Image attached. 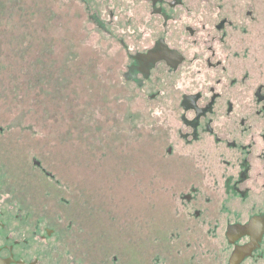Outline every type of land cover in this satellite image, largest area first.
<instances>
[{"label":"flooded vegetation","instance_id":"flooded-vegetation-1","mask_svg":"<svg viewBox=\"0 0 264 264\" xmlns=\"http://www.w3.org/2000/svg\"><path fill=\"white\" fill-rule=\"evenodd\" d=\"M111 6L123 27L112 85L150 102L141 141L159 163L144 201L116 233L94 228L88 191L51 152L79 133L51 137L29 93L2 98L0 264H264V0Z\"/></svg>","mask_w":264,"mask_h":264},{"label":"rangeland","instance_id":"rangeland-1","mask_svg":"<svg viewBox=\"0 0 264 264\" xmlns=\"http://www.w3.org/2000/svg\"><path fill=\"white\" fill-rule=\"evenodd\" d=\"M102 1L54 0L57 11L63 14L59 15L60 20L57 19V21L60 22L58 23L60 26L63 23L69 26V28L64 26V29L60 30V34L58 31V38L62 40L67 35V31L72 29L66 42L69 41L73 44L80 37L76 36L79 34L75 31L77 28L82 27L87 32L81 36L84 41L77 46V50L75 51V45H72L71 49L68 46V51H72L76 61L78 58H83L84 65L81 62L79 70L84 69L86 60L90 63H93L94 60L98 62L96 71L101 74H99L98 89L96 86H61L59 93L62 94V97L47 100V104L57 108L47 109L45 106L42 109L41 102L45 103L43 96L46 95L48 87L54 88L52 86H26L27 91L25 86L24 88L25 93H29L30 115L46 116L45 131L52 133L51 137L59 131L68 132V136L73 131L79 133L77 145L61 144L52 148L51 152L61 161L66 160L68 165L73 168L74 179L78 177L79 184L84 185L90 196L89 201L94 205L91 225L106 235L108 231L116 233L119 230L121 216L125 210L135 211L139 204L143 203L144 199L140 196L137 188L141 186L145 190L150 187L149 181H151L154 170L158 168L159 162L154 156L152 144L146 140L141 141L146 136L142 127L153 124L150 115H146L149 113L143 111L141 105L143 102H150L146 100L147 98L141 97V93L135 86L112 85L114 77L109 71L110 64L112 63L115 68L119 67L120 61L115 62L121 58L116 35L110 33L109 25L108 27L104 26L108 20ZM13 2L14 0H0L2 18H4H0V34L10 37V40L9 38L5 39L4 45L0 44V47H3L4 50L11 47L10 51L4 52L3 59L0 56L1 66L9 64L10 56L8 55L11 52L17 57L14 61L15 65L16 59L23 61L24 54L27 55L25 53L27 38L24 29L26 17L24 18V14L19 12L12 13L10 4L16 7L12 4ZM97 13L100 17L96 16ZM11 17L14 18V24L15 17L18 19L15 24L19 27L20 35L18 37L15 31V35L12 34L14 26L10 29L13 24ZM5 58L6 60L3 61ZM103 73L105 75H102ZM96 94H99L98 98L93 97ZM70 97L73 102L68 100L71 99ZM27 99L28 97H25V100ZM34 105H36L35 108ZM17 108L16 104V114H23L22 108L20 111H17ZM33 121H36L38 125L42 123V120L31 119V124ZM38 130L39 128L34 131L32 129L33 132ZM118 149L123 150L118 152ZM156 201L159 207L152 210L166 211L163 207L164 203L161 200ZM110 215L115 216V219H111Z\"/></svg>","mask_w":264,"mask_h":264},{"label":"trees","instance_id":"trees-1","mask_svg":"<svg viewBox=\"0 0 264 264\" xmlns=\"http://www.w3.org/2000/svg\"><path fill=\"white\" fill-rule=\"evenodd\" d=\"M12 4L16 6L13 7L10 4L11 8H9L12 10V13L14 12L15 14V12H19L24 14V18L26 17V26L24 29L27 38V48H25V53L27 55L25 56L24 54L23 61L16 59V65L14 64V61L17 57L13 55L12 52L8 55L10 56L9 64L1 66L2 61L0 62V99L7 98L10 99L9 102L13 99H15V101L19 99L24 100L25 97H28L25 93L26 86H52L54 89L48 87L46 95L43 96L45 103H43V101L41 102L42 109H44L45 106L49 109L57 108L47 104V100H54L56 97L59 99L62 97V94L59 93L61 92V86H96L98 89L97 86L100 85V73L96 71L98 62L94 60L93 63H90L86 60L84 69L79 70L81 62L84 65L83 58H78L76 61L71 53L72 51H68V46L71 49L72 45H75L74 49L76 51L77 46L83 43L84 39L81 36H84L87 32L83 30L82 27L75 30L79 33L76 36L80 37L79 39H76V42L74 41V43L71 44V42L68 41V43L66 41L68 36L71 35L72 29L67 31V35L62 40L61 38H58V31L60 34V30H63L64 26H66V28H69V26L65 25V23L60 26V23H58L60 22L57 21V19L60 20V18H58L59 15L63 14L62 12L59 13L57 11L54 0H20L19 2L14 0ZM0 15V18H2L3 14L1 7ZM11 19L13 21L14 18L11 17ZM17 22L18 19L15 17V24ZM15 24L13 21L10 29L14 26L12 34L15 35V31L18 37L20 35L19 27ZM2 35L0 34V44L4 45V40L7 38L10 40V37L4 34ZM78 41L79 43H77ZM0 48L2 49L0 51V56L3 59L5 57L4 52L10 51L11 47H8V50H4L3 47ZM6 58L3 61H5ZM102 75H105V73ZM93 97L98 98L99 94H96ZM68 100L73 102L72 98ZM74 101H76V99H74ZM1 106L3 105L0 103V107ZM35 106L36 105H34V108ZM23 107H25L24 104L18 108ZM2 108H4V106ZM122 150L123 149H118V152Z\"/></svg>","mask_w":264,"mask_h":264},{"label":"water","instance_id":"water-1","mask_svg":"<svg viewBox=\"0 0 264 264\" xmlns=\"http://www.w3.org/2000/svg\"><path fill=\"white\" fill-rule=\"evenodd\" d=\"M104 6H105V11H106V16L108 20V25L110 33L114 34L117 36V33L123 29L122 25L119 23V12L112 8V6L106 7V0H104ZM110 21V22H109Z\"/></svg>","mask_w":264,"mask_h":264}]
</instances>
